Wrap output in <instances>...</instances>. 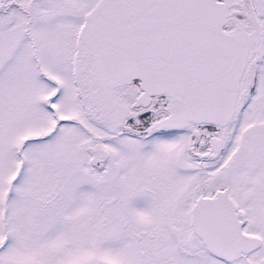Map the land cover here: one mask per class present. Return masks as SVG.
Returning a JSON list of instances; mask_svg holds the SVG:
<instances>
[{
  "label": "snow or ice",
  "instance_id": "1",
  "mask_svg": "<svg viewBox=\"0 0 264 264\" xmlns=\"http://www.w3.org/2000/svg\"><path fill=\"white\" fill-rule=\"evenodd\" d=\"M0 264H264V0H0Z\"/></svg>",
  "mask_w": 264,
  "mask_h": 264
}]
</instances>
